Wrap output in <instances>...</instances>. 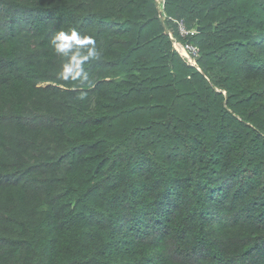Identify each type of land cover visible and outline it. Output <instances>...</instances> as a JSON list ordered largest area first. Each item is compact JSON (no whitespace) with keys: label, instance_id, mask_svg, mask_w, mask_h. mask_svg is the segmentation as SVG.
Instances as JSON below:
<instances>
[{"label":"trees","instance_id":"obj_1","mask_svg":"<svg viewBox=\"0 0 264 264\" xmlns=\"http://www.w3.org/2000/svg\"><path fill=\"white\" fill-rule=\"evenodd\" d=\"M164 11L156 0H0L11 203L28 192L4 170L11 133L25 144L48 128L55 148L41 216L5 209L0 264H264V0H165ZM169 18L197 33L182 39ZM169 27L200 49V69ZM72 29L95 50L73 43L64 62L55 36ZM61 62L79 67L62 79ZM53 77L62 88L38 86Z\"/></svg>","mask_w":264,"mask_h":264},{"label":"rangeland","instance_id":"obj_2","mask_svg":"<svg viewBox=\"0 0 264 264\" xmlns=\"http://www.w3.org/2000/svg\"><path fill=\"white\" fill-rule=\"evenodd\" d=\"M156 2L160 11V16L165 18V11H162L163 6H165V0H156ZM170 30L172 29L169 27L167 32ZM60 54L62 60L65 62L66 57H64V55L67 56V50L61 51ZM63 67L64 64L61 62L57 68L58 75L61 74ZM57 73L56 77H58ZM56 77H53L54 80L40 82L38 86L46 87L48 85H53L57 88H62L56 83ZM31 110V115L39 117L41 120L43 119L44 111L42 109H40V111H34L36 109ZM16 138L15 133H11L12 144L9 146L6 157L3 160L4 170H6L7 174L10 176L23 177L25 184L24 190L28 192L26 193V197H23V200L17 198V200L22 202L11 203V199L14 197L16 190L6 187L0 190V224H2V221L6 217L5 209H7V214L12 215L13 218L38 219L43 211V207H41L40 203L44 202L46 195L44 188L41 187V180L45 179L47 176L49 177V172L50 174L52 173L49 170V165H46V163H50V161L53 160L55 154L50 129H42L39 137L34 135L26 137L27 142L25 144H18ZM44 167L46 172L43 170ZM14 180L15 179L9 182V185L12 184ZM1 229H3V227Z\"/></svg>","mask_w":264,"mask_h":264},{"label":"built area","instance_id":"obj_3","mask_svg":"<svg viewBox=\"0 0 264 264\" xmlns=\"http://www.w3.org/2000/svg\"><path fill=\"white\" fill-rule=\"evenodd\" d=\"M162 11H164V6L162 8ZM169 20H171L176 25L177 32L182 39H186L190 35H194L195 33H197L195 29H188L184 20L182 19L169 18ZM168 35L170 37V40L172 41L174 49L179 53V55L189 65L200 69L197 63L200 57V49L197 46L191 44L190 42H183L182 40H180L172 30L168 32Z\"/></svg>","mask_w":264,"mask_h":264},{"label":"clouds","instance_id":"obj_4","mask_svg":"<svg viewBox=\"0 0 264 264\" xmlns=\"http://www.w3.org/2000/svg\"><path fill=\"white\" fill-rule=\"evenodd\" d=\"M55 41H59V43L55 44V49L59 52V51H63L64 49L71 47V45L73 43L77 44V45H91V47H89L88 51H89V55H92L94 53L95 50V40L91 37H87L84 36L83 38H81L77 31L75 29H72L70 31V34H66L64 31H59L56 36H55ZM54 41V43H55ZM86 59V57H85ZM73 67L78 68L79 67V62H77L76 65L74 66H69L67 64L64 65L63 70L61 72V78L62 79H68V73L71 72L73 70ZM77 75H79V71L77 72ZM75 79V78H73ZM88 79V75L85 74L81 81H87ZM84 97L81 96V99H83Z\"/></svg>","mask_w":264,"mask_h":264}]
</instances>
